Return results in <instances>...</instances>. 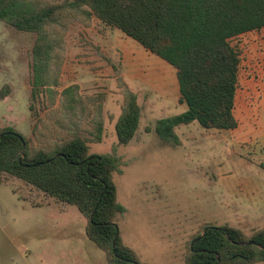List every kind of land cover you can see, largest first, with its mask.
I'll return each mask as SVG.
<instances>
[{"label":"rangeland","instance_id":"374dc122","mask_svg":"<svg viewBox=\"0 0 264 264\" xmlns=\"http://www.w3.org/2000/svg\"><path fill=\"white\" fill-rule=\"evenodd\" d=\"M87 10L65 9L51 26L57 39L51 79L56 74L58 84L52 85L55 92L41 89L34 98L36 34L0 20V88L10 85L8 96L0 98L1 126L14 127L38 148L70 135L80 117L83 133L90 136L92 118L101 111L103 139L90 141V152H115L120 159L114 179L128 211L118 224L123 239L144 261L185 264L190 241L208 224H229L248 234L263 226L264 208L254 204L264 205V28L232 40L241 52L234 110L238 126L179 125L181 143L176 145L155 131L158 119L187 109L179 101L176 68ZM72 84L79 85L87 109L92 100L90 113L86 109L76 115L63 105L61 92ZM126 86L137 93L142 117L136 137L124 145L115 123ZM47 198L13 177L0 184V264H45L46 257L54 264H86L91 254L80 238L65 235L58 225L67 221L79 231L85 217L75 206ZM89 242L99 254L92 253V264H107L103 251Z\"/></svg>","mask_w":264,"mask_h":264},{"label":"trees","instance_id":"16d2710c","mask_svg":"<svg viewBox=\"0 0 264 264\" xmlns=\"http://www.w3.org/2000/svg\"><path fill=\"white\" fill-rule=\"evenodd\" d=\"M85 6L88 14L120 29L176 68L179 101L187 109L158 119L155 131L163 140L180 144L176 127L194 121L206 129L231 130L238 126L234 110L241 52L232 40L264 28V0H0V20L19 31L36 34L32 51L33 98L41 89L55 92L52 85L58 84L56 74L51 79L57 46L51 26L58 23L65 9L81 10ZM78 90V84L65 87L62 102L74 114L83 115L87 108ZM9 93L10 85L5 83L0 88V98ZM88 103L90 113L92 100ZM141 117L137 93L124 87L122 111L115 123L120 144L126 145L136 137ZM82 119L74 122L70 135L38 148H32L29 139L14 127L0 124V184H7L13 177L48 198L76 206L88 220V238L104 251L108 264H152L143 261L124 241L119 228L118 217L127 211L118 199L114 179V173L121 171L119 157L115 152H90L89 142L103 139L102 113L92 118L94 130H87L90 136L83 133ZM234 241H256L263 247ZM261 261L264 225L248 234L229 224H208L192 238L185 258V264Z\"/></svg>","mask_w":264,"mask_h":264},{"label":"crops","instance_id":"0c3cea01","mask_svg":"<svg viewBox=\"0 0 264 264\" xmlns=\"http://www.w3.org/2000/svg\"><path fill=\"white\" fill-rule=\"evenodd\" d=\"M20 199V198H19ZM25 201L28 203V204H31L30 203V201L29 200H26L25 199ZM48 201V198H47V200H46V202ZM46 202H44V203H46ZM57 202H59V201H57ZM60 203V202H59ZM263 204H264V202H263ZM32 205V204H31ZM33 206H37V205H33ZM39 207L40 206H42V204H40V205H38ZM72 206H74V205H72ZM254 206H256V208L258 207L260 210H262L263 208H264V205H261V204H257V205H255L254 204ZM76 207V206H75ZM77 208V207H76ZM63 209V208H62ZM61 209V210H62ZM78 209V208H77ZM79 210V209H78ZM128 211V210H127ZM126 211V212H127ZM125 212V213H126ZM84 216V215H83ZM85 217V216H84ZM87 223H88V220H87V218L85 217L84 218V220H83V222L81 223V226L82 227H79L80 228V230L79 231H76V230H74V227L73 226H75V225H73L72 226V223H70L69 224V222H65V221H58V225L59 226H62V229H64L66 232H65V235H69V234H73V236H76L78 239L80 238V240H81V243H83L84 244V247L85 248H87V251H88V253H89V255L91 254V256H88L89 258H87V260H86V264H92V253L94 254V255H96V256H99V254H98V252H96V250L94 251V249H93V251H92V244H91V242H89V241H92V240H90L89 238H88V236H87V234H86V226H87ZM76 227H77V225H76ZM70 230H72L71 232H70ZM76 231V232H75ZM75 232V233H74ZM125 241V240H124ZM93 242V241H92ZM126 242V241H125ZM97 246V245H96ZM98 247V246H97ZM99 248V247H98ZM99 249H101V248H99ZM102 250V249H101ZM103 251V250H102ZM103 254H104V256H105V253H104V251H103ZM105 258H106V256H105ZM144 261V260H143ZM44 262H45V264H54V260L53 259H51V258H48V257H46V258H44ZM106 262H107V259H106ZM146 262H148V261H146ZM107 264H108V262H107ZM153 264V263H152Z\"/></svg>","mask_w":264,"mask_h":264},{"label":"water","instance_id":"95a60500","mask_svg":"<svg viewBox=\"0 0 264 264\" xmlns=\"http://www.w3.org/2000/svg\"><path fill=\"white\" fill-rule=\"evenodd\" d=\"M53 158H51V160H52ZM48 161H50V160H48ZM235 243H237V244H242V245H245V244H256V245H258L259 247H263V245L262 244H260V243H258V242H256V241H249V242H237V241H234Z\"/></svg>","mask_w":264,"mask_h":264}]
</instances>
